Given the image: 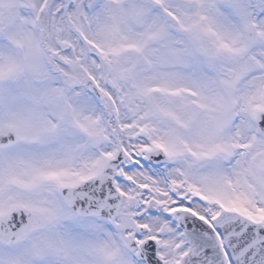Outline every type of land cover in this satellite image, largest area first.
Listing matches in <instances>:
<instances>
[{
	"label": "snow or ice",
	"instance_id": "1",
	"mask_svg": "<svg viewBox=\"0 0 264 264\" xmlns=\"http://www.w3.org/2000/svg\"><path fill=\"white\" fill-rule=\"evenodd\" d=\"M0 264H264V0H0Z\"/></svg>",
	"mask_w": 264,
	"mask_h": 264
}]
</instances>
